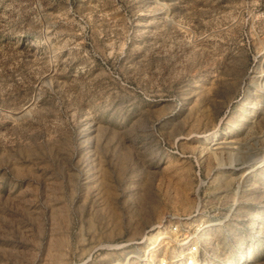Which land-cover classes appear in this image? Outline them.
<instances>
[{
	"label": "rangeland",
	"instance_id": "374dc122",
	"mask_svg": "<svg viewBox=\"0 0 264 264\" xmlns=\"http://www.w3.org/2000/svg\"><path fill=\"white\" fill-rule=\"evenodd\" d=\"M0 264H264V0H0Z\"/></svg>",
	"mask_w": 264,
	"mask_h": 264
},
{
	"label": "built area",
	"instance_id": "2783aa9c",
	"mask_svg": "<svg viewBox=\"0 0 264 264\" xmlns=\"http://www.w3.org/2000/svg\"><path fill=\"white\" fill-rule=\"evenodd\" d=\"M193 250H194V251H196V247H194V248H193ZM189 262H190V263H192V262H193V260H190Z\"/></svg>",
	"mask_w": 264,
	"mask_h": 264
}]
</instances>
